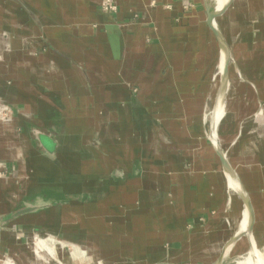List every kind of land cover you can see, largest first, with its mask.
Wrapping results in <instances>:
<instances>
[{
  "label": "crops",
  "instance_id": "obj_1",
  "mask_svg": "<svg viewBox=\"0 0 264 264\" xmlns=\"http://www.w3.org/2000/svg\"><path fill=\"white\" fill-rule=\"evenodd\" d=\"M111 2L0 0V261L46 235L70 246L67 264H234L245 255L224 251L246 208L209 141L213 0ZM244 6L218 19L233 57L218 139L262 248L246 175L264 150V30L234 21Z\"/></svg>",
  "mask_w": 264,
  "mask_h": 264
},
{
  "label": "rangeland",
  "instance_id": "obj_2",
  "mask_svg": "<svg viewBox=\"0 0 264 264\" xmlns=\"http://www.w3.org/2000/svg\"><path fill=\"white\" fill-rule=\"evenodd\" d=\"M240 2H242L245 5L244 10L242 11L240 18L237 17L234 21H236V22L237 21H242V22L247 21L248 23L251 22L252 25L256 24V28L259 27L260 29L264 30V0H240ZM212 4H213V6H215L214 1L212 2ZM216 5L218 7H221L223 5V2L221 0H217ZM235 51H236V53H235L236 59H241V61H238V65L241 67L243 64L242 61L244 59L243 47H240L239 49L236 48ZM261 56L264 57V54H261ZM221 106H222V103L219 102L217 109L220 108ZM1 117H2V107H0V118ZM256 119H259L257 121H260V119L262 120V122L259 123L257 130H258V133L262 137L261 139H264V111H261L259 116ZM1 120L2 119H0V121ZM250 160H251V158H248V157L245 158V162H248ZM258 161H259V164L254 162V160H251L250 162H248L249 163L248 166L252 163V166L254 164H257L258 167L252 168V170L251 171L249 170L247 175L246 174L245 175H246L247 182L249 183L248 186L250 188V192L253 196V199L256 200V202L258 204V208L260 210L261 217H262L263 222H264V150H262L260 159H258ZM263 227H264V223H263ZM37 236H39V237H37ZM49 238L54 239L55 243L56 242L57 243L63 242V241L55 239L54 237H51V236L35 235L33 237V239H31L30 244L27 245L28 251L26 253L27 254L26 258L21 257L22 261L19 262V259H16L19 257V254H17L16 258L14 256H11V254H8L10 257L6 256L5 259L4 258L1 259L0 264H7V261H12L15 264H61L62 262L64 264H67L66 259L69 258L70 256L66 253H69V252H66V253L61 252L62 254L58 255L59 244H57L58 249L55 248V253H56L55 258H52L49 254H47L46 252L43 251V252H40V256L44 258V261L40 262L41 261L40 257L35 252L39 248L38 244L36 242L39 240L48 241ZM246 239L244 238L246 244L244 243V244H242L243 246H241L242 253H246V251L249 248V243H248V241H246ZM63 243H65V242H63ZM65 244L68 247H70L67 243H65ZM262 248L264 249V236H263V240H262ZM73 249H74V247H73ZM65 250L69 251V248H66ZM234 252H236V254H237L236 256H240L242 254V253L240 254L238 252V250H234L233 253ZM233 255H235V254H233ZM248 256L249 255H245L243 257L236 259L234 264H239L240 261L247 260Z\"/></svg>",
  "mask_w": 264,
  "mask_h": 264
},
{
  "label": "bare ground",
  "instance_id": "obj_3",
  "mask_svg": "<svg viewBox=\"0 0 264 264\" xmlns=\"http://www.w3.org/2000/svg\"><path fill=\"white\" fill-rule=\"evenodd\" d=\"M215 2V6L212 5V10L217 8L218 10L221 9L228 0H221L223 2V5L221 7H218L217 4V0H213ZM219 31V30H218ZM220 32V31H219ZM221 34V33H220ZM223 37V36H222ZM224 38V37H223ZM226 56L223 55L222 59L220 60V74H221V85H220V89H219V97L223 96L224 91L227 87V85L229 84V82L227 83V80L225 79L224 75H223V67H224V62H225ZM219 99V98H218ZM222 98H220L219 102L221 103ZM217 101V100H216ZM230 106V105H229ZM225 106L222 103V106L218 109H215L214 114H210V118H209V123H211V129H212V137H215V140L219 142L218 139V134H217V125L219 123V121L221 122L222 118L224 117L225 114ZM8 121V120H6ZM219 145V143H218ZM233 171V169H232ZM233 177L236 176L235 172H232ZM235 183L237 184V186H239V183L237 180H235ZM254 221L252 220V217L250 215V213L246 210H244L241 219L239 220V223L237 225V230L235 232V236L232 239V241L226 246V249L224 251V253H233V251L235 250V246L237 245V247H239V249L241 248V244L245 243L244 238L246 239V241H248L249 243V248L246 251V253H242L239 252L241 255H249L247 260L245 261H240L239 264H264V249H259L257 247V243H256V238L254 237ZM38 244V250H36V254L40 257V262L44 261V258L40 256V252H46L47 254H49L52 258H55V248L58 249L57 244H59V250L63 249L65 250L68 246L63 243V242H56L54 241V239L49 238L48 241L46 240H39L36 242ZM246 244V243H245ZM234 246V247H233ZM243 246V245H242ZM245 247V246H244ZM236 250H238V248H236ZM73 255L77 258H86L87 257V252L81 249H73ZM240 255V256H241ZM47 262V261H46ZM7 264H15L12 261H7ZM61 264H64L63 262Z\"/></svg>",
  "mask_w": 264,
  "mask_h": 264
},
{
  "label": "water",
  "instance_id": "obj_4",
  "mask_svg": "<svg viewBox=\"0 0 264 264\" xmlns=\"http://www.w3.org/2000/svg\"><path fill=\"white\" fill-rule=\"evenodd\" d=\"M233 2H234V0H228L226 2V4L219 10L217 8L212 10L211 5L207 7V10H208V26L218 39L219 46H220V60H221L223 55L226 56L222 73H223L225 79L227 80V83L229 82V72H230L231 63L233 61V57H232L230 47L228 46V43L222 37V34H220V32L218 31V19L220 17H222L229 10V8L232 6ZM220 98H222L221 103H223V105L225 106V95L223 94L222 97L220 96L218 101L220 100ZM218 101L215 104V107L211 112L212 114H214L215 109H217V107L219 105ZM219 125H220V121L217 125V134H218ZM209 141H210L211 145L213 146V148L215 149L216 153L218 154V156L222 162L224 175H225L228 187L234 193L238 194L242 198V200L244 201V204H245L246 211H248L250 213L252 220L255 221V211H254V208L251 204L250 198H249L246 190L244 189L243 185L239 181V179L236 176L233 177V175H232L233 171H232V169H231V167H230V165L226 159V156L221 151L220 145H218L219 142L215 140L214 136L212 137L211 123L209 125ZM235 180L238 181L239 186H237V184L235 183ZM256 243H257V247L259 249H262L261 247H259L257 241H256Z\"/></svg>",
  "mask_w": 264,
  "mask_h": 264
},
{
  "label": "built area",
  "instance_id": "obj_5",
  "mask_svg": "<svg viewBox=\"0 0 264 264\" xmlns=\"http://www.w3.org/2000/svg\"><path fill=\"white\" fill-rule=\"evenodd\" d=\"M102 6L109 11H115L116 6L114 4H112L111 0H102ZM9 109L7 107H3L2 108V117L0 119H2L4 122L6 120H10L9 119Z\"/></svg>",
  "mask_w": 264,
  "mask_h": 264
}]
</instances>
